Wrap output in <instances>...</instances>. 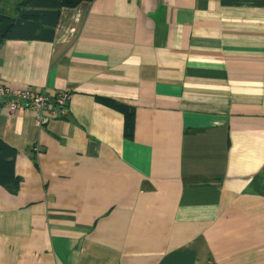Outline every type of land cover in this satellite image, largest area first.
<instances>
[{
  "label": "crops",
  "instance_id": "crops-1",
  "mask_svg": "<svg viewBox=\"0 0 264 264\" xmlns=\"http://www.w3.org/2000/svg\"><path fill=\"white\" fill-rule=\"evenodd\" d=\"M2 83L72 98L43 126L0 105V264H264V0L65 7L0 45Z\"/></svg>",
  "mask_w": 264,
  "mask_h": 264
},
{
  "label": "trees",
  "instance_id": "trees-1",
  "mask_svg": "<svg viewBox=\"0 0 264 264\" xmlns=\"http://www.w3.org/2000/svg\"><path fill=\"white\" fill-rule=\"evenodd\" d=\"M85 1L94 0H22L16 6L14 16L5 15L0 10V45L10 39L53 41L62 9L77 7ZM97 99L124 114L125 135L133 137L136 123L134 108L113 98L99 96ZM17 154L18 150L0 137V185L6 186L13 194L18 193L21 186L16 173Z\"/></svg>",
  "mask_w": 264,
  "mask_h": 264
},
{
  "label": "built area",
  "instance_id": "built-area-1",
  "mask_svg": "<svg viewBox=\"0 0 264 264\" xmlns=\"http://www.w3.org/2000/svg\"><path fill=\"white\" fill-rule=\"evenodd\" d=\"M71 90H59L52 95L33 87L17 88L0 84V105L10 113H32L38 126L53 119L66 118L70 113Z\"/></svg>",
  "mask_w": 264,
  "mask_h": 264
},
{
  "label": "rangeland",
  "instance_id": "rangeland-1",
  "mask_svg": "<svg viewBox=\"0 0 264 264\" xmlns=\"http://www.w3.org/2000/svg\"><path fill=\"white\" fill-rule=\"evenodd\" d=\"M22 0H3L0 2V10L9 16L16 15V6L21 3Z\"/></svg>",
  "mask_w": 264,
  "mask_h": 264
}]
</instances>
